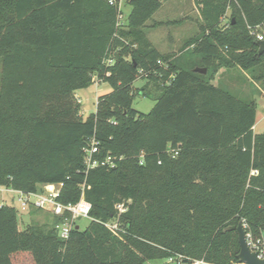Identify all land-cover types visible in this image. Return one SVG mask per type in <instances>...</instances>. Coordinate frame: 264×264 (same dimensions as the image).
<instances>
[{
    "label": "trees",
    "instance_id": "16d2710c",
    "mask_svg": "<svg viewBox=\"0 0 264 264\" xmlns=\"http://www.w3.org/2000/svg\"><path fill=\"white\" fill-rule=\"evenodd\" d=\"M196 1L201 29L185 59L148 37L162 0H130L126 28L109 0H0V184L62 183L61 203L84 194L92 205L90 223L68 239L59 216L21 229L17 208L0 206V264H145L177 253L185 264L238 262V234L227 228L242 217L255 232L264 227V132L253 129L256 100L213 81L222 68L241 69L264 93V52L251 33H264V0ZM94 76L111 91L83 117L76 91ZM151 84L155 104L141 112L136 90L149 96ZM92 137L95 158L112 156L114 167L86 171ZM123 201L119 238L104 222Z\"/></svg>",
    "mask_w": 264,
    "mask_h": 264
},
{
    "label": "rangeland",
    "instance_id": "374dc122",
    "mask_svg": "<svg viewBox=\"0 0 264 264\" xmlns=\"http://www.w3.org/2000/svg\"><path fill=\"white\" fill-rule=\"evenodd\" d=\"M125 13L128 15L132 6L128 2H124L123 6ZM201 15L196 0H162L161 7L147 21V33L154 45L163 53H173L182 55L185 59L189 58L193 45L185 47L187 41L196 36L200 31ZM227 20L224 21L226 23ZM235 69L222 68L216 75L215 84L228 89L231 93L241 99H255L257 102V116L255 131L258 133L264 132V93L261 91L260 84L250 82V79L242 81L240 78L229 79L228 72ZM2 76V59L0 57V89ZM145 80L138 78L134 82V86L139 88L143 86ZM231 86H228L229 84ZM136 89V88H135ZM152 93L145 96L136 90L134 107L141 112H149L155 104V86L150 85ZM111 91V85L108 82H101L100 85L93 83L87 88L79 89L76 95L82 100L81 114L87 117L89 114L96 111L97 100L101 94ZM254 94V96H253ZM256 95V96H255ZM8 202L12 204L11 201ZM16 204V203H14ZM18 210V220L21 229L31 222L44 224L52 222L53 214L51 212L32 208L29 211ZM91 218H80L76 224L85 228L90 223ZM145 264H174L167 262L166 259L149 261ZM235 264H242L239 261Z\"/></svg>",
    "mask_w": 264,
    "mask_h": 264
},
{
    "label": "built area",
    "instance_id": "2783aa9c",
    "mask_svg": "<svg viewBox=\"0 0 264 264\" xmlns=\"http://www.w3.org/2000/svg\"><path fill=\"white\" fill-rule=\"evenodd\" d=\"M130 4V0H109V3L115 6L118 10L117 14V26L119 28H126L128 24V15L125 13L123 8L124 2ZM230 17V10L223 16V24H227ZM227 20L226 23L224 21ZM262 26L251 29V33L257 37V40L264 39V33L260 31ZM113 56H110L106 59L107 63H112ZM161 62V61H160ZM166 69H168V64L161 62ZM175 74H171L170 78H174ZM94 83L100 85L103 82L97 76L93 77ZM169 84L170 81H167ZM78 102L82 103V100L77 96ZM98 102V100H97ZM98 141L95 137H92L87 145L84 148L85 156L84 163L86 166V171L90 168H95L99 166H109L114 167L116 161L112 156H108L103 160L95 158V153L99 151ZM175 154L178 153L176 150H171ZM258 170L252 169L251 175H257ZM50 183L41 185L40 190L37 191H26L23 189L15 188L12 185H3L0 184V206L3 205H12L21 211H29L32 208L42 209L48 212H51L53 215L59 216L62 218L61 222L57 225L60 235L63 239H68L72 228L76 225L78 219L91 218L90 211L92 208L91 203L83 196L76 203L63 204L57 198L62 187V183L54 184L52 183V188L49 187ZM12 202L10 204L8 202ZM16 203V204H14ZM115 208L118 211L116 219L104 222L105 226L108 227L116 236L123 238L124 234L127 233L125 227L120 223V217L123 213L127 212L129 209L128 202H118L115 204ZM239 223L243 225L246 230V238L249 246L252 250L256 251L259 258H264V227H260L258 232H255L252 229L249 221L242 217L239 220ZM186 257L183 254L177 253L168 257L166 260L170 263L185 264L184 260ZM189 264H207L203 259L191 260ZM244 264V263H242Z\"/></svg>",
    "mask_w": 264,
    "mask_h": 264
},
{
    "label": "water",
    "instance_id": "95a60500",
    "mask_svg": "<svg viewBox=\"0 0 264 264\" xmlns=\"http://www.w3.org/2000/svg\"><path fill=\"white\" fill-rule=\"evenodd\" d=\"M259 53L264 52V39L258 40ZM197 71L206 72V68H196ZM228 230H235L238 234L240 251L237 255L239 263L244 264H264V258H259L256 251L252 250L246 238V230L241 223L231 225Z\"/></svg>",
    "mask_w": 264,
    "mask_h": 264
},
{
    "label": "crops",
    "instance_id": "0c3cea01",
    "mask_svg": "<svg viewBox=\"0 0 264 264\" xmlns=\"http://www.w3.org/2000/svg\"><path fill=\"white\" fill-rule=\"evenodd\" d=\"M221 71H222V69H221ZM228 76H229V79H231V80L232 79L236 80L235 78H240L243 82L246 81L247 79H249L248 78L249 77L248 74L246 72L242 71L241 69H238V70L235 69V70L229 71L228 72ZM228 86H231V84H229ZM253 96H254V94H253ZM255 125H256V123H255ZM255 125L253 127L254 132L258 133V132L255 131Z\"/></svg>",
    "mask_w": 264,
    "mask_h": 264
},
{
    "label": "bare ground",
    "instance_id": "6f19581e",
    "mask_svg": "<svg viewBox=\"0 0 264 264\" xmlns=\"http://www.w3.org/2000/svg\"><path fill=\"white\" fill-rule=\"evenodd\" d=\"M49 187L52 188V184H50Z\"/></svg>",
    "mask_w": 264,
    "mask_h": 264
}]
</instances>
